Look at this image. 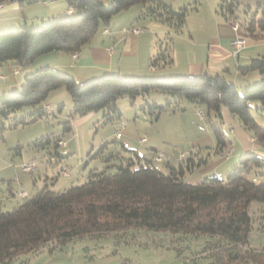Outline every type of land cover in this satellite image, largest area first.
Listing matches in <instances>:
<instances>
[{
  "label": "trees",
  "instance_id": "obj_1",
  "mask_svg": "<svg viewBox=\"0 0 264 264\" xmlns=\"http://www.w3.org/2000/svg\"><path fill=\"white\" fill-rule=\"evenodd\" d=\"M17 1L25 7L57 0ZM65 1L71 12L59 18L1 30L0 65L10 63L25 67L39 55L51 51L78 52L101 26L110 24L114 15L137 4L145 6L139 18L164 22L177 34L183 32L189 11L187 6L175 8L165 0ZM239 5L240 0H221L217 12L230 22L237 18L235 8ZM246 7L247 13L252 11L251 6ZM261 8L262 16L258 18ZM248 17L245 22L247 35L264 37V3H259ZM169 37L171 42H166L165 47V44L160 45L150 56L151 69L158 70L173 63L174 37L171 34ZM238 70L243 74L256 71L259 78L241 86L242 89L224 74L208 73L155 76L106 73L79 83L70 73L42 66L25 76L20 90L0 95V137L8 129L55 114L53 110L48 111L44 103L51 91L64 87L73 101L70 119L63 123L67 133L72 131L76 117L102 111V123H113L122 117L117 105L119 98H146L152 91H158L167 95L165 104H144L153 109L149 112L153 119L165 110H184L186 102L219 114L225 106L240 118L256 140L264 144V125L256 121L250 110L253 100L264 104V55L253 58L248 64H240ZM26 106H31L32 111L18 115ZM214 128L218 139L215 152L220 153L227 146L228 138L219 125ZM62 140V136L46 134L31 144L49 148L54 145L59 155L57 149ZM108 143L97 154L101 155ZM126 150L129 155L114 150L103 157L108 163L120 161L115 173L107 172V167L100 171L95 169L81 185L60 191L46 185L24 197L14 209H0V264L21 257L24 262L30 255L43 250L51 253L62 250L76 239L113 238L117 246L137 242L138 236L132 234L133 230L165 231L181 237L206 236L209 239L201 254L203 258H212L206 264H264V248L247 247L253 227L249 207L253 200L264 204V181L252 182L247 174L255 167H264L263 156L248 151L241 156V167L233 168L227 178L212 174L196 183H187L186 173L207 164L209 154L201 157L196 152L190 157L184 156L178 165H169V171L163 172L153 158L132 148ZM10 193L16 195L11 187ZM192 260L193 264H199L197 257L193 256ZM123 264L133 263L124 259Z\"/></svg>",
  "mask_w": 264,
  "mask_h": 264
},
{
  "label": "rangeland",
  "instance_id": "obj_2",
  "mask_svg": "<svg viewBox=\"0 0 264 264\" xmlns=\"http://www.w3.org/2000/svg\"><path fill=\"white\" fill-rule=\"evenodd\" d=\"M240 1L241 5L235 8V14L237 15L235 19L243 22V26L238 32L247 35L245 22L249 18L248 15L250 16L251 12L255 11L256 6L252 7V11L247 13V7L245 8L247 5L244 0ZM63 2H65L64 7L66 8L67 3L65 0ZM220 3L221 0H175L172 5L175 8L183 6L189 8L184 31L193 30L197 32L196 30L204 27L206 23L210 24L209 21L215 18L216 14L225 18L217 12ZM138 5L143 11L145 6L143 4ZM34 8L39 9L40 7L36 6L31 9ZM262 11L263 8L259 9L258 18L262 16ZM60 16L62 14L56 15L55 18ZM141 19L135 20V24L138 25ZM40 22L28 24L37 25ZM163 24L167 25L159 21V25ZM143 30L147 31V28ZM166 30L162 28L159 32V38L155 35L157 47L154 53L157 52L160 45L165 44L163 45L165 47L166 42H171L169 34L174 37L173 42H175L178 34L173 30H170V33L167 34ZM241 36L246 40V36ZM5 66L3 67L5 68ZM1 69L0 66V95L12 90H20L22 84L17 89L3 90L6 83L5 78H2L5 73H2ZM19 69L22 72L21 75H23L24 67H19ZM148 74L142 75L155 76ZM239 88L242 89L241 85ZM60 89L62 90L51 92L46 100L52 105L55 114L45 115L39 118L38 121L25 126L8 129L0 137V209L3 211L12 210L18 204L15 199L16 196L14 197L10 193V187L16 192L26 190L29 195H32L46 185L57 191L81 185L88 180V175L95 169L100 171L107 167V172H117L116 164H119L120 161L105 162L103 157L107 156L109 151L103 150L101 155L97 153L107 142L113 145L114 148L119 149L122 147L123 137L116 139L114 130L116 125L125 121L126 126H122L124 129L129 126H138L140 132L138 135L139 143L144 136L148 142H154V140L159 142L161 145L160 150L168 155L171 164L178 165L183 160L182 154L187 158L196 152H199L201 157H207L211 153L207 164H203L195 171L186 173L184 180L187 183H196L214 172L220 173L222 178H227L233 168L241 167V156L243 153L248 152L246 151L248 149H252L254 153L256 152V154L264 157V144L256 140L253 133L243 125L240 118L225 106L222 107L221 114H219L215 111L208 112L204 106L198 107L191 102H186L184 110L176 112L165 110L159 114L157 119H153L149 114L153 109L144 106V104L146 102L165 104L167 95L158 91H152L146 98L142 96H137L135 99L126 96L119 98L117 105L122 117L113 123H102V111L76 117L72 122V131L67 133L64 131L63 123L70 119L69 115L73 101L64 87ZM239 92L242 93L243 91L239 90ZM52 93L57 95L54 100L58 101L54 103ZM61 104L62 110H59ZM143 106L146 108L143 109ZM250 110L256 121L264 125V104L261 101L253 100L250 102ZM30 111H32V107L26 106L17 114L23 115L30 113ZM214 125H219L225 133L226 139L228 138L227 146L220 153L215 152L218 139ZM46 134L62 136L66 141L64 145L58 147L59 155H57L54 145L49 148V146L42 147L31 144L33 140L35 141ZM251 138H254L253 141ZM141 143L145 146V142L141 141ZM201 146L204 148H200ZM231 148H233V152L227 156V152ZM235 148L236 151L234 152ZM122 153L129 155L127 150ZM167 160L168 158L164 162H155V165L163 172H168ZM27 164L32 166L31 171L23 169L24 165ZM64 171L68 174H65ZM247 176L252 182H263L264 167L253 168ZM9 181H11V185ZM249 212L253 217V227L250 234V244L247 247L264 248V204L258 200H253ZM133 233L138 236V242L141 245L138 247L139 252L134 247L129 249H132L133 257L148 264H173L174 262L193 264V256L197 257L199 264H206L209 259L210 262L212 260L210 257L203 258V254H201V250L206 247V240L209 239L206 236L199 238L181 237L170 232L150 230H133ZM113 243H115L113 238H105L101 240L76 239L68 244L69 248H80L84 254L94 255L99 250V245L106 247L110 244L113 245Z\"/></svg>",
  "mask_w": 264,
  "mask_h": 264
},
{
  "label": "crops",
  "instance_id": "obj_3",
  "mask_svg": "<svg viewBox=\"0 0 264 264\" xmlns=\"http://www.w3.org/2000/svg\"><path fill=\"white\" fill-rule=\"evenodd\" d=\"M3 1V6L0 7V30L24 23L40 22L69 11L67 7H64L65 2L63 0L34 3L25 7H21L17 0ZM165 1L172 4L175 0ZM244 3L254 7L258 6L259 3H264V0H244ZM31 6H38L40 8L31 9ZM141 12V8L137 4L128 10L114 15L110 24L107 27L101 26L91 41L85 44L78 52L51 51L39 55L32 63L24 67V76L21 75L22 72L19 67H15L13 64H5L7 66L0 65L2 73H5L2 76V78H5L4 81L6 83L3 90L17 89V87L24 83L25 76L28 73L42 66H52L70 73L75 76L77 82H85L106 73H118L121 75H142L146 73L152 75L224 74L241 86L259 78V74L256 71L243 74L238 70V66L240 64H248L253 58L264 55V37L253 38L236 32L228 20L217 14L215 18L209 21L211 22L210 24L206 23L204 27L196 30L197 32L193 30L185 32L183 30V32L177 35L171 50L174 59L171 65L158 70L151 69L149 58L157 47L156 36L159 38V32L162 28L167 29V34L170 30L167 25H159V21L150 19L149 17L140 18V23L136 25L134 21L139 19V13ZM132 27L140 28L141 31L132 33L129 31ZM144 28H147V31H144ZM238 35L247 37L246 44L239 54H234L232 41ZM55 90L62 89L58 88ZM52 94V101L54 103L58 101L54 100L57 95ZM44 104L49 105L51 110H53L52 105L48 101H45ZM120 127V124L116 125L114 133ZM137 127V125L135 127L129 126L122 130L123 148L118 149L114 148L113 145L107 144L104 150L107 152L114 150L124 152L126 149L132 148L137 150L141 155H146L150 158H154L157 153H163L166 159L168 158V169L169 165H174L169 162L168 155L160 150L161 145L159 142L155 140L154 142L147 141L145 142V146L147 147L143 146L141 140L139 143L138 135L140 132ZM253 139L251 138L252 141ZM200 148L204 147L201 146ZM217 148L216 146L215 151ZM235 151L236 148L234 149ZM246 151L254 150L248 149ZM209 155L211 156L210 153ZM213 174L220 175V173L215 172ZM17 192L16 197H14L16 202L18 201V204L15 207L22 202ZM120 245L117 246L115 243L106 247L99 245V250L94 255L89 256L84 254L80 248H69V244H67L62 250L52 253L43 250L36 255H30L24 262L22 260L23 257H21L7 264H123L124 259H129L133 264H148L133 257V251L129 249L130 247H134L139 252L138 247L141 244H139L138 240L137 242ZM176 264L181 263L177 262ZM246 264L257 263L248 262Z\"/></svg>",
  "mask_w": 264,
  "mask_h": 264
},
{
  "label": "built area",
  "instance_id": "obj_4",
  "mask_svg": "<svg viewBox=\"0 0 264 264\" xmlns=\"http://www.w3.org/2000/svg\"><path fill=\"white\" fill-rule=\"evenodd\" d=\"M14 1H15V0H14ZM3 2H4V1H0V7L3 6ZM68 12H71V10H69ZM230 24H231L232 28H233L236 32H238V30H240V28L243 26V22L240 21V20H237V19H235V18H232V19L230 20ZM129 31L132 32V33H138V32L141 31V29H140V28H131V29H129ZM245 44H246V40H245L241 35H238V36L236 37V39L232 41V45H233V53H234V54H239V52L241 51V49L245 47ZM45 108H46L48 111H51V108H50L49 105H45ZM201 113H203V112L201 111ZM120 125H121V127H120L119 129H117V131H116V133H115V136H116L117 139L121 138V136H122V130L124 129L122 126H126V121H125V122H122ZM141 141H142V142H147V138L144 136V137L141 138ZM65 142H66L65 140L60 141V145H64ZM231 152H233V148H231V149L227 152V156H229V154H230ZM181 157L183 158L184 155L182 154ZM153 160H154L155 162H164V161L166 160V156H165V154H163V153H157V154L154 156ZM23 169H24L25 171H31V170H32V166H31L30 164H27V165H24ZM65 174H68V173L65 172ZM17 195H18V197H20V199H23L24 197H27V196H28V193H27L26 190H20V191L18 190Z\"/></svg>",
  "mask_w": 264,
  "mask_h": 264
}]
</instances>
